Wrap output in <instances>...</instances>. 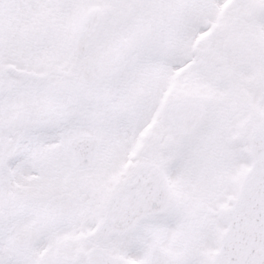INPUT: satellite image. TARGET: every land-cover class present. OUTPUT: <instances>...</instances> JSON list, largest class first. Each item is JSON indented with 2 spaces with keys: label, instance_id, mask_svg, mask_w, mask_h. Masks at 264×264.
Instances as JSON below:
<instances>
[{
  "label": "snow or ice",
  "instance_id": "snow-or-ice-1",
  "mask_svg": "<svg viewBox=\"0 0 264 264\" xmlns=\"http://www.w3.org/2000/svg\"><path fill=\"white\" fill-rule=\"evenodd\" d=\"M0 264H264V0H0Z\"/></svg>",
  "mask_w": 264,
  "mask_h": 264
}]
</instances>
